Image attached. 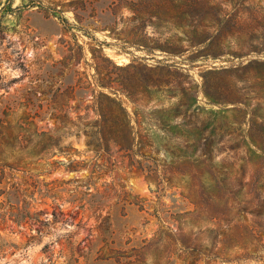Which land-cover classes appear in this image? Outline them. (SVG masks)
Instances as JSON below:
<instances>
[{"label":"rangeland","instance_id":"rangeland-1","mask_svg":"<svg viewBox=\"0 0 264 264\" xmlns=\"http://www.w3.org/2000/svg\"><path fill=\"white\" fill-rule=\"evenodd\" d=\"M0 264H264V0H0Z\"/></svg>","mask_w":264,"mask_h":264},{"label":"trees","instance_id":"trees-1","mask_svg":"<svg viewBox=\"0 0 264 264\" xmlns=\"http://www.w3.org/2000/svg\"><path fill=\"white\" fill-rule=\"evenodd\" d=\"M114 93L117 94L115 98L99 93L95 118H92L89 112L78 114L76 119L69 115H55L57 128L66 130L70 135L84 134L89 146L102 151L109 148L112 142L120 146V149H132L136 144L137 135L134 116L124 106L123 101L118 97V92L114 91Z\"/></svg>","mask_w":264,"mask_h":264}]
</instances>
